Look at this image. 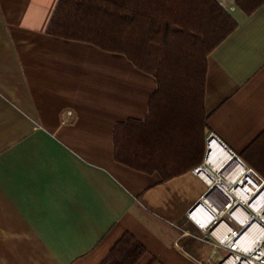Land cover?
<instances>
[{"label":"crops","instance_id":"crops-1","mask_svg":"<svg viewBox=\"0 0 264 264\" xmlns=\"http://www.w3.org/2000/svg\"><path fill=\"white\" fill-rule=\"evenodd\" d=\"M214 1L236 28L206 58L205 139L239 158L264 132V3ZM57 2L0 0V264H100L124 233L145 248L135 264L219 260L186 217L207 191L196 168L162 181L114 160V129L146 119L155 78L48 35Z\"/></svg>","mask_w":264,"mask_h":264},{"label":"trees","instance_id":"trees-1","mask_svg":"<svg viewBox=\"0 0 264 264\" xmlns=\"http://www.w3.org/2000/svg\"><path fill=\"white\" fill-rule=\"evenodd\" d=\"M235 3L250 14L264 0ZM235 28L214 0H58L46 33L123 55L155 78L146 119L116 125L113 156L167 181L203 162L206 58ZM239 158L264 179V132ZM144 253L124 233L100 264H135Z\"/></svg>","mask_w":264,"mask_h":264},{"label":"built area","instance_id":"built-area-1","mask_svg":"<svg viewBox=\"0 0 264 264\" xmlns=\"http://www.w3.org/2000/svg\"><path fill=\"white\" fill-rule=\"evenodd\" d=\"M212 143L220 144L217 137L209 133L205 139V158ZM205 158L203 165L193 173L203 180L207 191L188 210L186 217L206 234L212 248L223 250L224 255L202 264H264V180L244 165L241 174L229 180L228 168L216 170L206 164ZM259 199L261 202L253 206ZM254 225L260 228L258 236L242 245V238Z\"/></svg>","mask_w":264,"mask_h":264},{"label":"bare ground","instance_id":"bare-ground-1","mask_svg":"<svg viewBox=\"0 0 264 264\" xmlns=\"http://www.w3.org/2000/svg\"><path fill=\"white\" fill-rule=\"evenodd\" d=\"M228 151V150H227ZM225 150V148L218 144V143H212L210 145V150L208 151V154L205 158L206 164H210L214 169L216 170H222L223 168H228L227 173L229 174V180H234L235 178H237L242 170H243V163H241V161H237L232 154L229 152H227ZM201 176L208 181V179L206 178V175L204 173H201ZM262 199H259L256 204H254L253 206H256L257 204H259L261 202ZM209 202V200H208ZM202 208H199V211H201ZM239 214V211L237 212ZM260 232V228L256 225H254L250 231H248L244 237L242 238V242L241 244L244 245L246 243L251 242V240L255 239V237L258 236ZM252 236H254L252 238Z\"/></svg>","mask_w":264,"mask_h":264},{"label":"water","instance_id":"water-1","mask_svg":"<svg viewBox=\"0 0 264 264\" xmlns=\"http://www.w3.org/2000/svg\"><path fill=\"white\" fill-rule=\"evenodd\" d=\"M220 144L226 149V150H228L221 142H220ZM229 151V150H228ZM230 152V151H229ZM231 153V152H230ZM232 154V153H231ZM204 158H205V156H204ZM235 158V157H234ZM236 159V158H235Z\"/></svg>","mask_w":264,"mask_h":264}]
</instances>
